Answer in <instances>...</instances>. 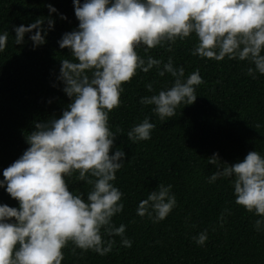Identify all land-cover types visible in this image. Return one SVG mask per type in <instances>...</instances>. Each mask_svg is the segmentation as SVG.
Listing matches in <instances>:
<instances>
[{
  "label": "clouds",
  "instance_id": "9594fccd",
  "mask_svg": "<svg viewBox=\"0 0 264 264\" xmlns=\"http://www.w3.org/2000/svg\"><path fill=\"white\" fill-rule=\"evenodd\" d=\"M73 5L79 23L57 42L70 50L71 58L60 60L56 77L71 102L58 118L34 122L25 136L29 146L2 172L0 188L19 206L0 204V264H61L62 249L69 243L73 250L103 256L112 250L113 236L121 238L123 247L132 246L125 225L113 223L124 208L123 194L112 182L125 153L117 148L109 154L120 131H110L109 112L119 106L122 84L137 70L147 73L155 67L158 76L173 77L171 86L139 101L151 105L161 121L172 117L180 104L194 103L195 86L201 83L198 71L185 77L183 66L174 67L171 56L162 64L150 55L145 60L137 50L147 53L166 45L170 49L194 34L192 55L246 60L251 65L246 70L249 76L264 75V0H73ZM46 6L48 17L13 26L15 45L24 44L26 34L33 49L46 43L54 26L51 13L57 11ZM60 18L66 19L63 14ZM7 40L8 32L0 33V52ZM145 88L152 93V83ZM154 127L145 117L131 126L127 138L148 140ZM208 163L216 171L207 182L230 178L235 203L260 217L254 229L264 231V155L249 151L242 161L228 164L214 153ZM74 174L91 186L86 199L69 190L67 178ZM171 188L159 183L139 201L136 214L153 223L164 220L177 203ZM192 239L203 246L207 230Z\"/></svg>",
  "mask_w": 264,
  "mask_h": 264
},
{
  "label": "trees",
  "instance_id": "16d2710c",
  "mask_svg": "<svg viewBox=\"0 0 264 264\" xmlns=\"http://www.w3.org/2000/svg\"><path fill=\"white\" fill-rule=\"evenodd\" d=\"M49 4L57 11L51 13L54 26L46 43L33 49L26 34L25 43L15 45L13 26L48 17ZM78 23L73 0H0V33L8 32L0 52V180L3 170L29 146L25 136L34 122L58 118L71 102L56 79L60 60L70 59V50L61 49L57 42ZM196 43L191 34L170 49L166 45L147 53L137 50L145 60L150 55L162 64L171 56L174 67L183 66L185 77L198 71L201 83L195 86L194 103L180 104L165 121L152 113L151 105H141L142 96L157 93L173 81L168 73L158 76L153 67L147 73L137 70L122 84L120 104L109 112L110 131L120 130L109 154L117 148L125 153L112 182L123 194L124 208L113 223L125 225L132 246L123 247L121 238L113 236L112 250L101 256L73 250L69 243L62 249L61 264H264V231L254 229L260 217L235 203L230 178L214 183L206 179L216 171L208 163L214 153L228 164L242 161L249 151L264 155V75L249 76L246 70L251 65L246 60L192 55ZM147 83H152V93L145 88ZM145 117L155 125L150 139L129 141L127 131ZM67 182L73 194L83 193L86 199L90 185L75 174ZM159 183L172 185L177 203L164 220L153 223L146 215L138 216L136 208ZM0 204L19 206L4 188H0ZM204 230L207 239L199 246L192 237Z\"/></svg>",
  "mask_w": 264,
  "mask_h": 264
}]
</instances>
